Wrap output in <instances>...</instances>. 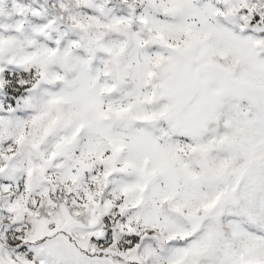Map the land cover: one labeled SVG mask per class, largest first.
I'll return each mask as SVG.
<instances>
[{
	"label": "snow or ice",
	"instance_id": "obj_1",
	"mask_svg": "<svg viewBox=\"0 0 264 264\" xmlns=\"http://www.w3.org/2000/svg\"><path fill=\"white\" fill-rule=\"evenodd\" d=\"M0 264H264V0H0Z\"/></svg>",
	"mask_w": 264,
	"mask_h": 264
}]
</instances>
